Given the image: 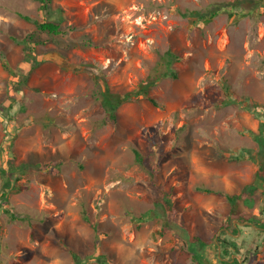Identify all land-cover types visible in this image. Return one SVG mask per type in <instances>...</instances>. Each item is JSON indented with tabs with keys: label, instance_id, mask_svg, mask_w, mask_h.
Listing matches in <instances>:
<instances>
[{
	"label": "rangeland",
	"instance_id": "1",
	"mask_svg": "<svg viewBox=\"0 0 264 264\" xmlns=\"http://www.w3.org/2000/svg\"><path fill=\"white\" fill-rule=\"evenodd\" d=\"M229 1L0 0V192L9 177L16 215L0 211L1 264H195L192 245L201 264H221L229 235L228 258L264 264V229L237 223L249 220L226 197L253 181L261 157L264 0L201 23L190 14ZM49 19L65 33L37 30ZM32 31L47 41L31 43L40 62L29 75L15 39ZM165 50L174 75L162 74ZM149 76L160 78L147 96L110 122L104 82L120 94Z\"/></svg>",
	"mask_w": 264,
	"mask_h": 264
},
{
	"label": "trees",
	"instance_id": "2",
	"mask_svg": "<svg viewBox=\"0 0 264 264\" xmlns=\"http://www.w3.org/2000/svg\"><path fill=\"white\" fill-rule=\"evenodd\" d=\"M40 2V6L42 8L49 7V2L51 0H38ZM238 1L241 0H230L229 2H221V3H215L210 7H207L205 9L201 10H194L190 11V14L195 16V20L198 22H203L206 20H209L213 18L214 16L218 15L219 13L223 11H227L228 15L231 16L233 13L234 8L239 6ZM254 4L258 3L257 0H250ZM36 27L37 30H40L41 32L47 33V35H58L60 33H65L64 29L60 27V22H56L53 19L49 20H44L41 22H36ZM15 39V38H14ZM18 43L23 44L24 48L28 50V55L29 58L28 60L31 62L29 64V71L28 74L30 75L31 70H33L37 64H39L40 60H38L35 56V50L34 46L31 45L32 42H35V44H44L46 43V39H42L40 34L36 33V31L29 32L24 36L23 39H15ZM91 43V40L87 42V44ZM161 60L165 61V71L162 72L163 76L168 75L169 73H173V68H171V64L173 61L177 58L176 54L172 52L171 50H165L160 54ZM13 75L11 80H13L15 83H21L25 84L27 82L28 74L26 75H21L15 73V71H12ZM160 78L159 76L152 77L149 76L145 80H143L140 84L139 89L136 91H128V92H123L120 94H114L111 93L106 82H104V90L101 91V97H102V106L104 108L105 114L107 118L109 119L110 122H115L117 119V109L118 107L127 101L134 100L139 97H146L149 88L155 84ZM15 85V84H14ZM21 89L16 87L12 88L10 96H12L14 99H17V95L21 94ZM16 103H11L9 104V108H13ZM2 107H0V112L3 114V119H7L8 116L6 115L4 117V114L7 113V111L3 112ZM8 120V119H7ZM7 120H3V122H6ZM255 140L258 145V151L259 155H261L260 160H258V168L255 172V177L253 181L244 187L242 192H240L239 195H227V199L232 202V204H235V200L238 198V201L241 205V209L239 211H243V214L240 216L237 215L239 219H244V220H250L253 223H255L258 226L264 227V208L261 211L260 214V209L259 206L262 203V199H264V122H260V127H259V132L258 134L255 133L254 135ZM138 155V153H136ZM144 159V158H143ZM13 164L10 163L7 168L4 166L1 168L2 174L6 175V173H14L15 169ZM4 181L2 184V190L0 192V211H4L8 213L11 217L16 218V215L14 212L6 207L7 204V191L11 188V180L7 176H3ZM259 209L258 213L261 215V220L257 218L255 215L256 213L254 211H257ZM239 213V212H238ZM85 218V217H84ZM87 220V218H85ZM235 230V229H234ZM237 230V229H236ZM0 236H1V228H0ZM197 245L202 246V242L200 240H197ZM220 245L222 247L221 249V254L222 256L229 257L230 254L237 252V246H236V241L233 236H220L219 237ZM1 245V241H0ZM190 247L189 249H192L193 251V256L194 260L197 262L195 264H201V258H200V253L198 252L197 248ZM201 249V248H200ZM102 256H98L100 264H105V260L101 259ZM242 260L245 262V259L242 258ZM221 264H240V262L236 259H234L232 262L226 261V260H219ZM1 264V260H0ZM194 264V263H192ZM208 264V263H204Z\"/></svg>",
	"mask_w": 264,
	"mask_h": 264
},
{
	"label": "water",
	"instance_id": "3",
	"mask_svg": "<svg viewBox=\"0 0 264 264\" xmlns=\"http://www.w3.org/2000/svg\"><path fill=\"white\" fill-rule=\"evenodd\" d=\"M237 223H239V224H249V225L255 226V227H257V228H260L259 226L253 225V224L251 223V221H244V222H241V221L237 220ZM260 229H261V228H260ZM219 253H220V247L218 248V255H219ZM221 258H222V259H226V258H224V257H221Z\"/></svg>",
	"mask_w": 264,
	"mask_h": 264
},
{
	"label": "clouds",
	"instance_id": "4",
	"mask_svg": "<svg viewBox=\"0 0 264 264\" xmlns=\"http://www.w3.org/2000/svg\"><path fill=\"white\" fill-rule=\"evenodd\" d=\"M260 228L264 229V227H261V226H260ZM222 257L226 258V259H223V260H229L230 262H232L234 260V259H231V258H228V257H225V256H222ZM220 260H222V259H220Z\"/></svg>",
	"mask_w": 264,
	"mask_h": 264
},
{
	"label": "flooded vegetation",
	"instance_id": "5",
	"mask_svg": "<svg viewBox=\"0 0 264 264\" xmlns=\"http://www.w3.org/2000/svg\"><path fill=\"white\" fill-rule=\"evenodd\" d=\"M226 261H229V260H226Z\"/></svg>",
	"mask_w": 264,
	"mask_h": 264
}]
</instances>
